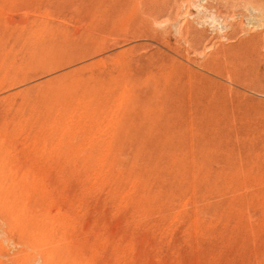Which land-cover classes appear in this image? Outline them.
<instances>
[{
	"label": "rangeland",
	"instance_id": "obj_1",
	"mask_svg": "<svg viewBox=\"0 0 264 264\" xmlns=\"http://www.w3.org/2000/svg\"><path fill=\"white\" fill-rule=\"evenodd\" d=\"M0 264H264V0H0Z\"/></svg>",
	"mask_w": 264,
	"mask_h": 264
}]
</instances>
